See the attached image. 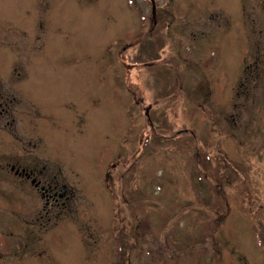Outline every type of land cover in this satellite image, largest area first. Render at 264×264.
<instances>
[{
    "label": "rangeland",
    "instance_id": "obj_1",
    "mask_svg": "<svg viewBox=\"0 0 264 264\" xmlns=\"http://www.w3.org/2000/svg\"><path fill=\"white\" fill-rule=\"evenodd\" d=\"M152 2L0 0V264H264V0Z\"/></svg>",
    "mask_w": 264,
    "mask_h": 264
},
{
    "label": "flooded vegetation",
    "instance_id": "obj_2",
    "mask_svg": "<svg viewBox=\"0 0 264 264\" xmlns=\"http://www.w3.org/2000/svg\"><path fill=\"white\" fill-rule=\"evenodd\" d=\"M33 79L34 77L29 76V79L26 83V87H24V90H26L25 92L27 93L28 98L37 95L36 91L34 90V87L32 86V84L34 83ZM3 88L0 87V120H4V118L7 117L5 114L8 113L9 109L11 108V106L9 105L11 103V99L7 98V101L4 100L5 97L4 93L1 92V89ZM12 169H17V171H19L17 172V175L25 177V179L30 180L31 183L36 187V189H39L41 191V195L43 199H46L47 205H49V207L50 206L55 207L58 205L59 203L58 197H60V192H61V187H59V185L53 186V184H48V186H46L45 184H43L42 180L36 176L37 172L35 169L32 168L20 169V167L12 168Z\"/></svg>",
    "mask_w": 264,
    "mask_h": 264
},
{
    "label": "trees",
    "instance_id": "obj_3",
    "mask_svg": "<svg viewBox=\"0 0 264 264\" xmlns=\"http://www.w3.org/2000/svg\"><path fill=\"white\" fill-rule=\"evenodd\" d=\"M140 59H141V58H138L137 61H141ZM247 78H248V76H245V77H244V79L241 81L240 87L245 86V83H246V81H247ZM261 230H262V228H261ZM263 241H264V240L260 241L262 246H264V242H263Z\"/></svg>",
    "mask_w": 264,
    "mask_h": 264
},
{
    "label": "water",
    "instance_id": "obj_4",
    "mask_svg": "<svg viewBox=\"0 0 264 264\" xmlns=\"http://www.w3.org/2000/svg\"><path fill=\"white\" fill-rule=\"evenodd\" d=\"M153 14L156 13V4L154 3V0H153ZM65 194V187H62V194L61 196H63Z\"/></svg>",
    "mask_w": 264,
    "mask_h": 264
}]
</instances>
